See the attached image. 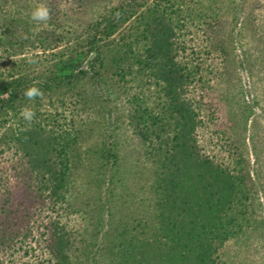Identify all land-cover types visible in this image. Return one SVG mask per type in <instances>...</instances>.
Returning <instances> with one entry per match:
<instances>
[{
	"label": "trees",
	"instance_id": "trees-1",
	"mask_svg": "<svg viewBox=\"0 0 264 264\" xmlns=\"http://www.w3.org/2000/svg\"><path fill=\"white\" fill-rule=\"evenodd\" d=\"M178 1L0 0L8 60L0 65V264H219L221 247L243 231L249 183L264 163V0H200L196 12ZM40 5L50 9L47 22L31 18ZM213 53L212 83L243 90L235 119L219 133L223 162L199 146L203 120L191 96ZM145 77L159 108L132 117L138 128L151 124L141 128L146 138L167 136L160 175L185 177L182 206L166 194V181L151 187L148 204L119 191L127 174L108 101ZM33 85L43 99L25 97ZM53 102L93 116L48 130L38 119ZM24 107L36 113L30 128ZM76 174L97 219L88 239L52 213Z\"/></svg>",
	"mask_w": 264,
	"mask_h": 264
},
{
	"label": "rangeland",
	"instance_id": "rangeland-1",
	"mask_svg": "<svg viewBox=\"0 0 264 264\" xmlns=\"http://www.w3.org/2000/svg\"><path fill=\"white\" fill-rule=\"evenodd\" d=\"M199 1L180 0L178 3L186 5L183 10L189 7L190 10L196 12L195 4ZM230 1L232 0H222L225 4H229ZM190 31L192 35L188 38L191 41L193 40L191 39L194 36L193 33L197 31L196 24L191 25ZM2 32L3 30L0 29V65L8 61L6 54L3 52ZM192 54V47H190L186 56L190 57ZM181 55L185 57L184 53H181ZM211 58L215 62L218 61L215 53L208 58L206 69L209 74L204 81L192 86V88L195 87L191 96L193 104L197 107V110L199 109L198 113L201 114L203 120V124L196 131L199 146L205 154L210 155L219 162H223V157H226L228 153L225 148L221 147L223 142L219 141L221 140L219 133L230 124L229 122L232 123L235 119L233 111L237 109V105L243 100V90L239 86L234 88L226 80L224 85L222 83L220 86L212 83L213 75H210V73L215 62L213 63ZM147 78L130 80L125 91L116 88L115 91L111 92V99L108 101V105L115 108L113 119H116V122H111L114 123L119 134L118 139L125 163L124 171L127 174L126 187H120L119 191H124L122 194L131 202L145 201V204H148L156 197L153 194L154 189H151V187L156 188L157 184L166 181L165 183H169V193L166 194L172 196L171 200H175L174 204L182 206L188 192L183 184L185 177L182 174L164 173L160 175L159 168L163 164L165 155H158L157 153L160 152L158 149L161 147L163 150L167 149L165 142L167 136H164L163 139H158L155 135L146 138L141 128L145 130V127L151 126V124L148 121L147 123L140 122L141 128H138L137 119L134 116L132 117V113L136 110H153L159 106L160 94L156 92V85L148 82ZM41 114L43 116L39 117L38 122L43 120L48 130L77 126L93 116L91 110L84 111L80 107L69 104L62 105L59 102L49 104ZM259 135L261 138L264 137V119L261 121ZM228 160L225 161L228 163ZM262 166L263 169L258 170L256 173V169L252 168V172L255 174L252 177L253 181L249 183L250 192L246 198V205L249 206V221L244 224L243 231L236 233L221 247L219 250L221 256L218 261L219 264H264V163ZM73 181L66 199L57 205L52 213L68 227L74 236L88 239L93 234L92 229L96 226L97 219H93L95 213L90 207L88 195L82 189L81 175L76 174ZM172 204L171 202L170 205Z\"/></svg>",
	"mask_w": 264,
	"mask_h": 264
},
{
	"label": "clouds",
	"instance_id": "clouds-1",
	"mask_svg": "<svg viewBox=\"0 0 264 264\" xmlns=\"http://www.w3.org/2000/svg\"><path fill=\"white\" fill-rule=\"evenodd\" d=\"M119 15V13H117ZM32 20L38 22H47L50 18V9L45 5L38 6L33 12L31 16ZM35 61L29 57V63H34ZM24 95L29 100H35L37 97L43 99L44 93L43 91L33 85L32 87L25 90ZM21 117L27 122L28 127H31V124L35 120L36 113L35 110L29 107H24L20 112ZM28 128L22 129V131H27Z\"/></svg>",
	"mask_w": 264,
	"mask_h": 264
}]
</instances>
